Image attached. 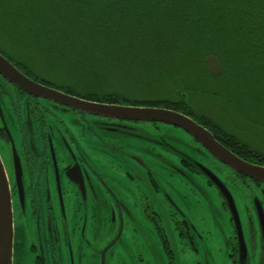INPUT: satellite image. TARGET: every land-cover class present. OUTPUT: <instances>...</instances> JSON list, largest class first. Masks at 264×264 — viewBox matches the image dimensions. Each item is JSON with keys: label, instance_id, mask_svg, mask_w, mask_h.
<instances>
[{"label": "flooded vegetation", "instance_id": "af4514ba", "mask_svg": "<svg viewBox=\"0 0 264 264\" xmlns=\"http://www.w3.org/2000/svg\"><path fill=\"white\" fill-rule=\"evenodd\" d=\"M0 54L17 68L1 48ZM196 117L195 122L201 121L236 155L238 151L211 117ZM148 125L157 130L168 127V132H162L161 140L149 139L143 135V122L96 117L37 99L0 76V158L12 198L13 264L143 263L145 258L134 250L130 237L143 236V223L151 221L168 251L169 235L167 239L158 224L162 215L185 241V250L196 251L190 248L196 244L194 238L209 249L202 234L178 220L184 212L176 200H184V195L180 198L177 192L175 200L174 188L159 182L155 164L158 159L164 161L159 148L178 157L185 170L171 161L165 164L172 177L184 178L186 190L191 186L198 196L206 187L215 190L225 223L224 228L213 225L214 233L208 230V235L219 233L226 263L264 264V181L232 171L178 128ZM169 129L182 132V138ZM144 142L152 147L146 148ZM175 143L190 154L175 148ZM255 151L262 159L253 158L255 162L250 159V163L264 167L263 153ZM143 154L150 158V165ZM204 170L229 193L240 231L222 191ZM240 245L246 252L243 259ZM201 260L215 263L206 256Z\"/></svg>", "mask_w": 264, "mask_h": 264}, {"label": "trees", "instance_id": "16d2710c", "mask_svg": "<svg viewBox=\"0 0 264 264\" xmlns=\"http://www.w3.org/2000/svg\"><path fill=\"white\" fill-rule=\"evenodd\" d=\"M239 2L242 0H0V30L9 32L15 29L16 35L24 39L20 42H25L28 47L36 46L37 51L40 52V60L45 57L42 56L43 53H52L50 58L55 68L50 63L44 68L54 70L56 74L60 71L64 77L69 78L67 81L70 84L65 87L73 93L64 92L65 94L108 105L172 110L198 121L184 92L183 96H177L178 99L175 100L150 97L137 101L136 97H131L127 93L129 91H119L120 87L125 88L128 84L120 86L107 80L115 82H117L115 78L124 80L126 76H122L123 70L120 67L127 68L125 65L130 61L126 58L136 61L129 66L149 69L146 68L147 63L142 57L143 53L134 54V50L128 49L135 48L139 43L142 44L143 39L140 38L144 32H150V28L156 31L152 34L158 36L159 44L170 48L171 54L166 58L169 59L171 55L181 64L177 72L175 66L172 69L174 88L184 85L186 91L191 92L195 89L194 84L186 78L185 71L190 56L193 59L197 58L195 49L197 47L199 48L196 61L198 65H201L203 56L205 59L209 55H214L211 52L200 55L202 48H206L218 55L214 56L222 67L228 66L227 60L231 57L242 56L235 69L241 76L249 71L247 65L252 61L253 73L264 70V46L254 51L255 44L259 42L257 28L248 27L243 23L236 27L234 18L237 14L232 11V5ZM98 9H102L104 13L101 14ZM95 11L99 14L98 18L95 17ZM152 12H154L153 16ZM262 15L264 22V10ZM14 20H20L22 24L16 25ZM23 21L27 24H23ZM90 36L95 38V44H92L94 39ZM45 44L50 48L43 50ZM58 46L64 50L61 51L64 63L62 68L57 65L60 59L56 51ZM223 48L230 50V54L224 52ZM173 58L165 60L170 68ZM12 61L18 69L26 72L25 75L31 80L50 87L46 81L38 82L35 78H31V70L21 61L16 59ZM65 67L71 68V71L64 74ZM93 67L104 69L105 73L94 72L91 70ZM163 67L169 71L166 65L161 68ZM108 69L121 71L108 74L106 73ZM203 70L205 76L214 80L224 74V67L222 75L218 77H213L205 69ZM72 79L76 84H73ZM224 134L229 143L233 144L232 148L238 151L236 155L239 158L247 162H251L250 159L253 158L262 159L255 150L234 139L232 135Z\"/></svg>", "mask_w": 264, "mask_h": 264}, {"label": "rangeland", "instance_id": "374dc122", "mask_svg": "<svg viewBox=\"0 0 264 264\" xmlns=\"http://www.w3.org/2000/svg\"><path fill=\"white\" fill-rule=\"evenodd\" d=\"M98 10L101 14L104 13L102 9ZM263 10V0H242L239 4L236 3L232 5V11L237 14L234 18L236 27L240 23H243L248 27L254 26L253 28H257L259 42L255 44L254 51L263 48L264 46V22L262 21ZM153 13L154 12H152V16ZM98 16L99 14L95 11V17L98 18ZM20 20H14L15 24H22ZM23 24L27 23L23 21ZM150 29V32H144L143 36L140 38L143 39L142 44L139 43V39V45L137 44L135 48L131 47L128 49L130 51L134 50V54L143 53L142 57L147 63L146 68L149 67V69H145L141 66H129L136 61L134 62L133 59L130 60L126 58L130 61L128 65H125L127 68L120 67V69L123 70L122 76H126L124 80H117L115 78L117 82L111 80L107 81L118 83L120 86L128 84L125 88L120 87L119 91H129L127 93H129L131 97H136L137 101H143L144 98L150 97H164L175 100L178 99L177 96H183L184 92L187 95L186 98L188 102H190L189 105L192 106L196 115L211 117L214 123H216L218 128L223 132L234 136L239 142L245 144L252 150H260L264 155V70L253 73L252 61V63L247 65L249 71H247L244 76H241L235 71V69L238 67V63L240 62V59H242V56L241 58L240 56L231 57L230 60H227L228 66H223L224 74H221L222 76L217 80L211 79L203 73V69H205L203 67L204 56L201 58V65H198L196 62L199 56V48L197 47L195 48L197 50V58L193 59L192 56H190V61L187 62L188 67L185 71L186 73L183 71L186 74L188 81L194 84L195 87L193 88L195 89L191 92L186 91L184 90L185 88H183L184 85L181 87L175 86L174 88L172 69L173 66H175V71L177 72V68L180 67L181 64L178 59L173 58L171 55L169 56V59L166 58L168 54H171L170 48L159 44L158 36L152 34V32L156 33V31L152 28ZM0 33V48L12 56L11 60L16 59L17 61H21L23 65L27 66V68L31 70V78H35L38 82L46 81L51 88L63 93H73L68 91L65 87V85L70 84L67 81L69 78L64 77L63 73L61 74L60 71L56 74L54 70L50 71L49 69L44 68L48 63L52 64L55 68V64L50 58L52 53H43L42 56H45V59L43 58L40 60V52L37 51L38 49L36 46L33 45L28 47V45H25V42H20L24 39H21L16 35L15 29L10 30L9 32L1 29ZM135 37H137V32H135ZM91 39H94L92 40V44H95V38ZM97 41L100 42V40ZM252 42L254 41L252 40ZM45 46L46 47L42 48L43 50L50 48L46 44ZM56 51H58L57 54L60 56L57 65L62 68L64 63L62 61L63 54L61 51L64 50L58 46V50ZM209 52L218 56L216 53L209 51L206 48H202L200 55ZM224 52L230 54V50L228 51V49H224ZM172 58L173 62L170 64V68L165 63V60H172ZM254 63L256 65L255 59ZM163 65H166L169 71L166 70V67L161 68ZM65 69L64 74L65 72L71 71V68L65 67ZM91 70L94 72L101 71L102 73H105L104 69L102 70L97 67H93ZM163 70L165 71L163 72ZM120 71H112L111 69H108L106 73L109 74ZM256 71H258V69ZM168 75H171V77ZM90 79L92 80V77ZM72 82L73 84H76V81L73 79ZM167 128L159 126V129L157 130L153 126L148 125V123H143V135L147 136L149 139L153 138L158 141L165 136L162 132H168ZM169 130L171 133L175 134L174 136L176 138H182V130L179 129L182 132L179 130L176 131V129H174V131L171 129ZM143 145L146 148L152 147L151 143L144 142ZM173 146L190 154L185 147H180L177 143ZM158 154L162 155L164 159V161L158 159L157 164H155V170L158 173L159 182L165 183V186L169 185L174 188L175 200L177 198V192L180 193V198L183 195L185 197L184 200H176L178 201L177 205L184 212L183 216L178 215V220L182 219V221H187L192 229H195L198 234H202L209 249H205L202 244L198 243L194 238L196 244L190 248H193L196 251L193 252L191 249L185 250L188 248L183 244L185 241L180 237V234H177V231L173 229L171 226L172 223L162 215V218L160 217V219H158V224L164 229L166 238L167 235H169L170 248L168 251L164 249L162 235L159 234V236H157L154 230H152L154 229V226L151 221L146 220V223H143L141 228L143 236L135 235L130 237L131 244L133 243V245H135L134 250L141 251L143 258H145L143 263L138 262V264H203L201 263V259L205 256L208 259L215 261V263L210 264H229L225 261V250L223 244H221L219 233H216L217 235L212 234V236L208 235V230L210 233H214L213 225L217 226L220 224V226H222L223 223H225L223 222L222 211L216 200L215 190L206 187L204 188L205 192L200 196L197 195L198 192L191 186L189 190H186L184 178L177 176V174L172 177L170 170L165 164V161H171L180 170H185L179 166L178 157L170 151L165 152L160 148ZM143 155L144 160H147L150 165V158L148 157L146 159V155ZM252 161L255 162V159ZM222 228H224V225ZM204 229L207 231L205 232ZM183 231L186 234L187 230Z\"/></svg>", "mask_w": 264, "mask_h": 264}, {"label": "water", "instance_id": "95a60500", "mask_svg": "<svg viewBox=\"0 0 264 264\" xmlns=\"http://www.w3.org/2000/svg\"><path fill=\"white\" fill-rule=\"evenodd\" d=\"M204 68L213 77L220 76L223 71L220 61L214 55H209L204 59ZM0 76L16 89L31 97L46 100L78 112L106 119L159 123L178 128L191 136L213 157H215L223 165L230 168L232 171L254 181H264V167L254 165L239 158L233 152L220 144L214 138L212 133L206 130L203 126L181 113L160 108L108 105L86 101L31 80L1 54ZM207 173H209L208 176L212 179V181L216 182L215 185L222 191L224 197L226 198L229 209L234 216L240 231L236 209L234 208V204L229 193L214 175H212L209 171ZM13 249L14 218L12 198L7 174L0 158V264H13ZM244 250V247L241 249L240 245L241 259H243L246 254Z\"/></svg>", "mask_w": 264, "mask_h": 264}]
</instances>
